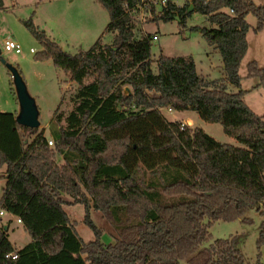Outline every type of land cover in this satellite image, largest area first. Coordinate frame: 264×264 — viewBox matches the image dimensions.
Wrapping results in <instances>:
<instances>
[{"label": "trees", "instance_id": "1", "mask_svg": "<svg viewBox=\"0 0 264 264\" xmlns=\"http://www.w3.org/2000/svg\"><path fill=\"white\" fill-rule=\"evenodd\" d=\"M96 1L108 11L111 43L99 37L75 54L38 30L32 18L24 22L41 45L34 59H51L77 88L71 110L49 122L53 147L38 127L19 124L15 112H0V210L20 219L30 236L15 247L0 224V264H243L233 237L203 243L213 222L245 220L252 208L261 217L257 248L264 243V114L245 103L239 75L248 47L246 15L255 16L257 32L264 27V6L190 0L179 7L168 0L156 14L147 9L151 20L183 21L190 4L206 16L210 28H192L220 55L223 76L209 79L190 55L159 54L152 70L151 37L133 31L140 0ZM246 69L264 87V66L252 60ZM168 106L220 123L244 147L167 120L161 110ZM59 155L62 165L56 163ZM63 193L83 205L95 239L85 242L78 235ZM91 207L114 227L113 243L101 242Z\"/></svg>", "mask_w": 264, "mask_h": 264}, {"label": "rangeland", "instance_id": "2", "mask_svg": "<svg viewBox=\"0 0 264 264\" xmlns=\"http://www.w3.org/2000/svg\"><path fill=\"white\" fill-rule=\"evenodd\" d=\"M255 4L263 5L264 0H252ZM183 7L190 0H173ZM157 10H154L156 14ZM189 13V14H188ZM185 18H172L164 21L151 20L147 10H139L132 14L134 19V33L145 32L151 37L150 55L152 70L155 72L156 59L159 54L166 56L190 55L199 74L209 78H220L222 75L221 58L216 49L208 44L199 30L192 27L210 28L205 15L192 11L184 12ZM32 18L38 30L43 31L47 37L53 39L61 49L75 54L87 50L99 37L103 43H111L112 33L105 30L109 20L108 11L96 0H0V57L7 63L17 67L25 82L29 94L35 99L39 110L38 131L45 129L48 135V120L58 112L66 114L72 108L70 97L77 88L68 74L55 67L51 59H34L35 53L41 50V45L33 38L24 22ZM249 29L246 34L248 47L239 66L241 77L240 88L245 91V103L257 114H264V87L258 85V78L247 75L248 63L254 60L257 66H264V27L255 32L256 18L252 13L246 15ZM155 36V37H153ZM13 40L21 47V52L5 50L3 43ZM33 49V52H30ZM236 86L229 90L237 91ZM128 92V87H124ZM162 108V114L169 121L185 120L190 117L192 128H201L216 141L236 147H244L234 137L223 132L218 122H209L201 119L195 111H177ZM18 111L17 97L14 91L12 77L7 67L0 61V112ZM27 135V132H25ZM29 141L31 135L26 137ZM51 141L49 146H54ZM57 165L63 160L59 155ZM5 166L0 167V194L4 186ZM264 175V171H263ZM83 195L91 201L87 191L80 188ZM66 203L63 205L69 221L74 225L78 235L85 241L95 239L94 232L85 224L84 207L74 202L66 193L62 194ZM168 197V196H167ZM169 200L176 199V197ZM89 217L101 230V242L108 244L114 242L116 231L101 213L93 207L89 210ZM245 220L215 221L209 227L210 237L203 243L207 246L218 238H234L236 247L243 256V264H256L260 260L264 264V243L257 248V238L260 231L261 217L254 208L249 209L243 216ZM10 221L7 230L8 239L16 246H24L30 236L16 218L8 213L0 215V224L5 227Z\"/></svg>", "mask_w": 264, "mask_h": 264}, {"label": "water", "instance_id": "3", "mask_svg": "<svg viewBox=\"0 0 264 264\" xmlns=\"http://www.w3.org/2000/svg\"><path fill=\"white\" fill-rule=\"evenodd\" d=\"M192 4L187 8V12L191 11ZM177 18V17H176ZM0 61L9 70L14 91L18 102V111L15 115L16 121L27 127L37 128L39 127V110L36 105L35 99L29 94L25 82L21 76V73L17 67L10 63H7L4 59L0 57Z\"/></svg>", "mask_w": 264, "mask_h": 264}, {"label": "built area", "instance_id": "4", "mask_svg": "<svg viewBox=\"0 0 264 264\" xmlns=\"http://www.w3.org/2000/svg\"><path fill=\"white\" fill-rule=\"evenodd\" d=\"M168 0H140L141 2V7L140 10H147L148 8L152 7L154 10H157L156 13H158V11H160L163 7L166 6ZM134 11V10H133ZM131 11V12H133ZM155 37V36H153ZM3 47L5 50H14V52L19 53L21 52V47L20 45L13 41V40H6L3 43ZM30 52H33V49H30ZM168 110H172V108L170 106H168L167 108ZM192 125V121H183L181 122V127L183 126H191ZM49 144H51V141H48ZM4 214L3 210H0V215ZM18 222H20V219H18ZM8 258L14 259L16 258V254L14 253H9L5 255Z\"/></svg>", "mask_w": 264, "mask_h": 264}, {"label": "crops", "instance_id": "5", "mask_svg": "<svg viewBox=\"0 0 264 264\" xmlns=\"http://www.w3.org/2000/svg\"><path fill=\"white\" fill-rule=\"evenodd\" d=\"M213 47V46H212ZM223 76V72H222V75H221V77ZM72 105V104H71ZM173 110V109H172ZM52 120V118H50L49 120H48V126H49V122ZM192 121L191 120V118L190 117H186L185 118V120H181V119H179V121H181V122H183V121ZM43 134H44V136L48 139V137H50L51 138V135H50V133H49V129H48V135L46 134V132H45V129L43 130ZM4 175H5V171H4ZM4 175H3V177H4ZM4 185H5V178H4ZM4 187V186H3ZM3 189V188H2ZM2 193V192H1ZM1 195V194H0ZM6 213V212H5ZM9 214V213H8ZM10 216H12V217H15V216H13V215H11V214H9ZM16 218V217H15ZM16 222L17 223H20V222H18V220H17V218H16ZM9 223H10V221H8L7 222V224L5 225V229H6V234H7V230H8V225H9ZM21 224V223H20ZM8 237V236H7ZM10 242H11V240H9ZM12 243V242H11ZM12 245H14L15 247H21V246H16V244L13 242L12 243Z\"/></svg>", "mask_w": 264, "mask_h": 264}]
</instances>
